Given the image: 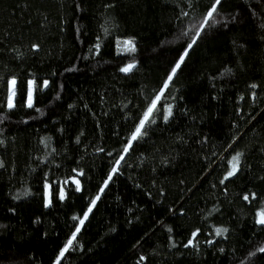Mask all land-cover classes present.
I'll use <instances>...</instances> for the list:
<instances>
[{"label":"trees","instance_id":"1","mask_svg":"<svg viewBox=\"0 0 264 264\" xmlns=\"http://www.w3.org/2000/svg\"><path fill=\"white\" fill-rule=\"evenodd\" d=\"M213 3L0 0V264H56L77 227L60 264H264V0Z\"/></svg>","mask_w":264,"mask_h":264},{"label":"snow or ice","instance_id":"2","mask_svg":"<svg viewBox=\"0 0 264 264\" xmlns=\"http://www.w3.org/2000/svg\"><path fill=\"white\" fill-rule=\"evenodd\" d=\"M221 0H214V3L212 5V7L210 8V10L206 13V17L203 20V25H210V22L215 23V17L216 15H218V8L217 6L220 5ZM187 13H185L186 15ZM197 35H199V32H197ZM192 43H195V40L193 39ZM123 46H124V50L126 51H134V45L133 42L131 40H125L123 41ZM192 44H189L188 47L191 48ZM34 48H36L37 46H33ZM188 55V52L185 51L183 55H181L180 57V61L176 64V67L173 69L172 73L169 75L167 81L164 83L160 93L151 101L150 106L147 108V110L144 113L143 118L140 120L139 124L135 127V131L132 133L129 143L128 145L124 148V152H128L130 148H132L133 144L132 142L137 141L138 139L142 138L144 135H146V126L149 123H154V113L158 111L157 105L158 103L161 101L162 97L164 96V90L168 88L169 86V82L173 79V77L175 76L176 73V69H178L180 67V65L183 63L184 58ZM134 64H129L128 66L124 67L121 69L122 72H130L132 70V68L134 67ZM2 79V78H0ZM8 88H7V108L9 111H11L12 109H14L17 105H16V96H17V80L15 78L10 79L8 82ZM44 87L48 86V81H44L43 84ZM253 88L256 87V85H252ZM36 89V84L34 80H29L28 81V90H27V99H26V107L28 108H32L33 105V98H34V91ZM166 114L164 115V120L167 121L169 119V117H171L172 115V108L169 106L168 108H166L165 110ZM0 143H2V141H0ZM240 153H237L235 156L232 157V160L230 161L231 164V171L228 172L227 176L225 177V180H227L229 177L235 175V173L238 171V166H239V162H240ZM124 160V156H121L119 158V160L116 161V164L119 165L120 161ZM117 168L114 167L112 169V172L115 173L117 172ZM83 173H78V175H82ZM112 176L109 175L108 179L104 182V187H107L108 182L111 181ZM76 184V190L79 191L80 190V184L78 180L73 181ZM221 183H223V181H221ZM49 187L48 185H46V188ZM101 192L104 191V188L102 187L100 189ZM60 198L63 199L64 198V192L63 189H61L60 192ZM245 200H248L249 197L248 195H245L243 197ZM253 198H255L254 194H253ZM100 197L99 195L93 199L91 201V207H89L88 212L92 211V207L95 206L96 201L99 200ZM50 203V201H49ZM88 212L85 213L84 218L79 220V225L83 226L85 220L87 219L88 216ZM73 219H77L76 217H74ZM257 223L264 226V212L259 214V218L257 220ZM227 229H216V234L217 235H221L223 232H226ZM80 232V227H77L75 232L73 233L72 237L67 241L65 247L61 250L59 257L57 258L56 264H60V260L64 257L65 253L69 251V249L73 246L74 241H76L77 239V233ZM197 233H193V239H190L188 244L185 245L186 247L188 246H194L193 244V240L195 239ZM259 251L264 252V248L259 249ZM144 257H141V260H143Z\"/></svg>","mask_w":264,"mask_h":264},{"label":"rangeland","instance_id":"3","mask_svg":"<svg viewBox=\"0 0 264 264\" xmlns=\"http://www.w3.org/2000/svg\"><path fill=\"white\" fill-rule=\"evenodd\" d=\"M118 48H119V50L120 51H126V50H124V46H123V44H119V46H118ZM117 164L115 165V167L117 168ZM231 171V170H230ZM113 173V172H112ZM45 204L46 205H48L49 204V192H48V188L46 189V199H45ZM260 213H262L261 211L257 214V220H258V218H259V214Z\"/></svg>","mask_w":264,"mask_h":264}]
</instances>
